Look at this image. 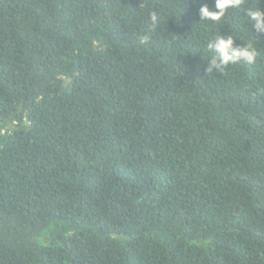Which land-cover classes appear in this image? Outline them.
Returning <instances> with one entry per match:
<instances>
[{
	"label": "trees",
	"instance_id": "trees-1",
	"mask_svg": "<svg viewBox=\"0 0 264 264\" xmlns=\"http://www.w3.org/2000/svg\"><path fill=\"white\" fill-rule=\"evenodd\" d=\"M202 6L0 0V264H264V0Z\"/></svg>",
	"mask_w": 264,
	"mask_h": 264
},
{
	"label": "clouds",
	"instance_id": "clouds-1",
	"mask_svg": "<svg viewBox=\"0 0 264 264\" xmlns=\"http://www.w3.org/2000/svg\"><path fill=\"white\" fill-rule=\"evenodd\" d=\"M243 0H214V9H209L207 6H202L199 9V16L202 20L218 22L224 16L228 9L240 8ZM151 19L156 20V16L152 15ZM247 22L260 33H264V13L258 8H250L247 12ZM254 22V23H253ZM234 40L230 36L225 39L222 36L216 37L213 41L208 43V48L216 53L212 57L210 63L218 69L227 66L230 63L244 62L251 64L255 61L257 56V49L251 43L245 47H233ZM217 57L219 63H217Z\"/></svg>",
	"mask_w": 264,
	"mask_h": 264
}]
</instances>
